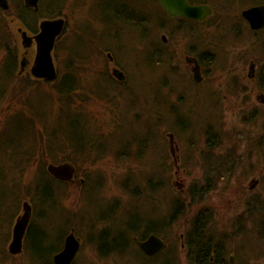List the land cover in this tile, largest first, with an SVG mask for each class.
<instances>
[{"label": "rangeland", "instance_id": "rangeland-1", "mask_svg": "<svg viewBox=\"0 0 264 264\" xmlns=\"http://www.w3.org/2000/svg\"><path fill=\"white\" fill-rule=\"evenodd\" d=\"M24 1L10 0L9 10L0 9V44L17 47V65L25 57L33 62L36 55V43L27 48L20 29L32 37L36 34L14 18V10H22L18 5L24 6ZM129 1L64 0L59 17L68 23L56 41L53 58L57 78L73 83L65 104L56 95L57 78L47 83L29 70L24 74L19 70L15 78L7 75L16 85L1 99L0 136L8 131L13 116L17 120L15 115L22 112L26 117L25 104L30 105L34 87L33 106L41 114L33 120L45 119L33 128L37 137L33 138L31 154L24 150L22 155H12L0 145V207L14 209L18 215L25 201L32 203L31 224L39 230L35 239L44 235L46 245L63 247L66 235L74 229L81 245L72 264L162 262L141 255L136 242L127 241L125 247L124 239L119 238L117 251L110 248V242L108 247L97 242L106 228L114 235L124 233L129 229L125 220L129 223L138 214L157 225L153 229L169 244L161 253L174 254L171 264H191L185 235L203 209L212 214L207 232L214 242L225 245L228 264L232 255L235 264H264V106L242 109L240 102L227 100L225 106L219 86L225 78L221 69L226 48L235 47L237 42L235 18L246 0L235 2L228 11L225 0H210L216 13L207 25L162 17L158 0L125 6ZM115 11H144V27L128 18L118 19ZM25 16L33 22L29 11ZM139 31H146V38L136 36ZM244 36L243 44L252 55L260 56L259 65H264V33ZM193 46L196 51L207 48L217 54L216 82L193 81L192 67L186 60ZM9 54L7 49L0 50V76ZM111 59L125 73V82L109 77ZM233 91L226 88L228 95ZM75 119V131L79 130L88 143L78 150L67 137L71 130L67 127ZM170 133L179 144V168L173 163ZM210 135L213 142H220L218 148L207 147ZM65 159L80 167L78 179L59 185L49 177L52 198L41 200L40 177L46 176L45 171L50 174L49 163ZM203 186L207 190L200 196ZM2 187L9 194L4 195ZM90 191L96 192L94 200L99 204L87 199L85 194ZM180 202L184 206L170 218L173 206ZM106 205L112 206V219L99 213ZM146 226L141 225L137 233L145 232ZM104 240L99 237L101 243ZM22 255V259L2 260L0 264H42L30 250Z\"/></svg>", "mask_w": 264, "mask_h": 264}, {"label": "flooded vegetation", "instance_id": "flooded-vegetation-1", "mask_svg": "<svg viewBox=\"0 0 264 264\" xmlns=\"http://www.w3.org/2000/svg\"><path fill=\"white\" fill-rule=\"evenodd\" d=\"M8 1L10 4V7H11V2H10V0H8ZM225 1L226 2L224 3L225 4L224 8L227 11L231 7L235 6L234 5L235 2L238 4L243 2V0H225ZM158 2L160 3V0H158ZM188 2L194 6H199V5L210 6L213 10V14L206 16L203 20L197 19V18H188L185 16L172 17L168 14V12L165 10V8L160 3V6L162 7V12H163L162 17L166 14L165 16L168 17L169 19H173V20H177V21H183V22L187 21V22L195 23L197 25H200V24L207 25L208 21L210 19H212L216 13L215 6L211 3L210 0H188ZM127 3L128 4H125V6H134L137 4L142 5L145 3V1L143 2V0H133V1L130 0ZM262 5H264V0H246V4L244 5V8L241 10V6H240V8H239L240 10L238 11L237 16L235 18L236 19V26H235L236 28L233 29V35L237 41L236 46L226 48V52L224 54L225 63L223 64V67L221 69L222 71L223 70L225 71L224 72L225 78L221 79L219 81L220 82L219 86L221 87L222 94H224L223 95L224 100L222 97V100H223L222 104H225V106H226L227 101L228 102L234 101L237 104H239V102H240L242 109H244V108H246V109H257L258 107L264 106V65H259V63H260L259 60H261V62H262V59H260L259 58L260 56H258V55H255V56L252 55V53L250 52L251 50L248 47H246L242 42V39L244 37H246L244 35H246V34L248 35L249 32L253 33L255 35L264 33V27L258 28V29L253 28L251 23L244 16V12L246 10L254 8L256 6H262ZM27 8L33 9L30 7H27ZM0 9L4 10L1 7H0ZM35 12H37V11H35ZM13 13H14V16H16L14 18L17 20H20L19 15H18V13H19L18 9H15ZM122 13H123L122 16H124L123 17L124 19L128 18V19L133 21L134 25L140 26V28L144 27V25H145L144 21H146V14L144 11H139V12H131V11L123 12L122 11ZM117 18L119 19L120 17L118 16ZM67 23L68 22L65 19V28L67 27ZM20 31L23 32L22 29H20ZM25 31H27V30H25ZM27 34H28V31H27ZM146 35H147L146 31L136 32V36H139L141 38H146ZM29 37L31 38L32 36H29ZM163 40L167 41L165 36H163ZM34 42L36 43V41L34 39L31 40L30 44L27 48L32 46L34 44ZM195 49H196V47L193 46L192 50L190 49V51L186 55V60L188 62V65H190L192 67L193 81L195 82V84H201L204 81L205 82L206 81L207 82L208 81L209 82H216L217 80L213 79L215 77V74H213V73H214V67H217V65H216L217 54L214 53L212 50L207 49V48L206 49L203 48L201 51H196ZM36 56H37V44H36V55H35L33 62H31L29 59H27L25 57L24 61L20 65L16 66L17 69L14 73V78H15L16 72L20 73L19 70L21 71V74H24V72H26L27 70L32 72L33 67L35 65ZM112 65H113V60H112ZM112 65H111V75L109 77H111V79L114 81H116L115 79H117V77H118L119 78V79H117L118 81L125 82L126 81L125 73L118 67V64L117 65L114 64L113 66ZM2 71H3V69H2ZM57 77H59L58 71H57ZM44 80L48 83L51 82V80H46V79H44ZM64 83L66 84L65 78L64 77L62 79L60 78V80L58 81V84L63 86ZM14 85H16V84H14ZM98 87H100V86H98ZM226 88L234 90L232 95H228L226 93ZM211 95H212V97H211ZM209 97L213 102L215 101L214 96L211 92H210ZM60 100L63 104H65L64 98L60 97ZM225 100H227V101H225ZM63 108L64 107H62V110H63ZM84 130H88V128H85ZM209 131H211V129H209ZM78 134H80V133L78 132ZM81 136H82V134H81ZM206 144H207V147L211 148V149L212 148H218L220 146L219 141L217 143L212 141L211 135L208 137ZM170 145H171L170 151H171V154L173 157V163H174L176 168H179L181 166L182 160H181L180 148L178 146L179 144H178V142L176 143V140H175V134H174V144H173L174 149H175V154L172 151L171 142H170ZM83 146L87 147L85 144ZM65 160H64V162L62 161L61 163H58V164L55 163L57 161H52L51 163L48 164V167L50 165H61V164L71 163L73 165V167L75 168V173L72 175L71 179H64V178L56 177L53 174H51L49 171L48 172L51 174V176L55 180H57L60 183L67 185L68 182H74L78 179L80 167L78 165H76L71 159H68V160L65 159ZM79 179L82 181L81 177ZM209 180L210 179L207 178L206 184H208L207 185L208 187L211 186V183ZM83 182H84V178H83L82 183ZM255 182H257V181L254 180V184H255ZM251 188H253L252 185H251ZM95 194H96L95 191H90V192L86 193L85 196L87 197V199H92L96 205L99 203L96 200H94V197H96ZM30 204L32 206V214H31V218H30V223H29L28 228L24 234L23 250H22L21 254H13L10 250V245H11L12 240H13L14 226H15V223L17 221V218L20 216L21 213H18V215H17L16 214L17 211H14V209H6V208L0 207V261L5 260L4 262H9V261L11 262L15 259L16 260L19 258L22 259V256H23L22 254H24L25 250H30L31 256L34 259L36 258L35 260L42 262V264H46V263L47 264H55V256L63 250L67 236L69 235V233L71 232L72 229L66 235L63 247H61V245H55V244L46 245L43 242V247H44L43 249L46 251V253L44 255L38 254L36 252V248L34 247L35 245H33V243L31 241H29L31 230L33 229L36 231V229L31 224L33 214H34V207H33L32 203H30ZM111 210H112V206L106 205V206H103L102 208L100 207L99 213L102 214V217L106 214L107 215L106 219H112L111 215H113V214L111 213ZM128 224L129 223H127L125 220L124 225L128 226ZM126 231L127 230L124 231V237L129 241L130 231H127V232ZM152 234H155V233H147L142 238L135 236L134 241H135V238H138L139 240H146ZM100 236L103 239L106 238L107 241L110 243L113 242L115 240V237H116V235H114V233L112 232L111 229L106 228V229L102 230V232L100 233L99 236H97V238H98L97 242L100 243V245H103L99 241ZM77 238L79 239L78 236H77ZM79 241L81 243L80 239H79ZM124 242H125V240H124ZM127 244H125V246ZM219 244H221V243H219ZM224 247H225V245L223 246V248ZM157 254H155V255H157ZM232 256L236 260V257L234 255H232ZM232 256H230V258ZM149 257H152V256H149ZM213 260H214V256L211 258V262H213Z\"/></svg>", "mask_w": 264, "mask_h": 264}, {"label": "trees", "instance_id": "trees-1", "mask_svg": "<svg viewBox=\"0 0 264 264\" xmlns=\"http://www.w3.org/2000/svg\"><path fill=\"white\" fill-rule=\"evenodd\" d=\"M63 2L64 0H42V7H40L38 12H35L33 9L27 8L25 5L22 6V4H19L18 7L21 5L20 8L23 11L19 10L18 8V11H19L18 15H19L20 20L26 26H29V28L36 34L39 31L38 20L42 18L53 19V18L59 17L61 15V9H63V6H64ZM25 11H29L31 13V16H33L34 20L32 23L25 16ZM115 12L117 13V16H119L120 18L124 17L122 16L123 14L122 11L120 13L117 11ZM1 49H7L8 53H10L9 54L10 56L7 59L8 63L3 66V71H2L3 74L2 76H0L1 77L0 78V103L2 102L1 99L2 98L4 99V97H6V95L11 91V89L15 87V85L12 83L13 80L8 79L7 75L9 77H14V73L17 69L16 67L17 64L15 61V57H16L15 54H16L17 47H12V48L9 46L3 47V45L0 44V50ZM71 86H73L72 81H67V80H66V84L64 83L63 86L62 85L57 86L55 91H56V95L58 96L59 100H60V97L67 99V96L69 95L68 93L71 92L70 91ZM35 91L36 89L34 87V89L31 90L30 105L27 102L25 104L27 111H28V112L26 111L25 113L26 117L24 116L22 112L15 115L17 116V120L13 116L11 118V123L10 122L8 123V129H7L8 131H4L2 135L0 136V145L4 147L6 146L5 152H9L12 155H19V153L20 155H22L25 152L24 150H26L29 154L33 152V148H34L33 138L37 137L36 129H33V128L36 127V123L37 124L42 123L43 122L42 119L43 120L45 119V117H43L41 118V120L40 119L38 120V118L33 120V117H39V115L41 114L39 108L36 105L33 106L32 97L34 96ZM23 120L26 121V123H23ZM32 120H33V123H31ZM76 125L78 126L77 120L75 119V121L71 123V126L67 127V128H71V130L68 129L69 135L67 137H69V142L71 141V144L74 145V147L78 150L80 148H83V145L85 143L86 144L88 143L82 139L83 137L81 136V133L78 134L79 130L75 131L78 128L76 127ZM25 135L27 136V138H24ZM44 173L46 174V176H42L40 177L41 179H39L38 197H40L41 200L48 201L50 198H52L51 197L52 183L50 179L55 184L59 183V185H61L63 183H60L57 180H55L46 171ZM14 190L15 189L13 188L12 193H14ZM206 190H207V187L203 186L200 192H198V194L200 193L199 195L201 196V194H203ZM192 192L194 195V190ZM5 193L9 194V191H7L6 187L3 188V194L5 195ZM183 206H184L183 202L175 204L173 206L172 212L170 213V218H175ZM187 208H188V205H187ZM211 219H212V214L210 212L208 213L204 211L203 209L202 211L198 212L192 219V222L190 224L191 227L189 231L187 232V234L185 235V246L188 250V259L191 264H228L227 259L225 257L224 248L218 242H214V239L211 236V234L209 235L207 232L208 226L211 223ZM261 222L264 223V216H262ZM144 224H147L146 229H145L146 231L140 235L137 233V229L141 225H144ZM156 226L157 225H153V223H151V220H147L146 217L140 214L136 216L135 220L131 218V221L129 222L127 226L129 228L128 230L130 231L129 244L132 243L133 245H136L134 241V237L137 236L139 238H142L147 233H155L163 238L160 231L153 229ZM36 231L33 229L31 230L29 241H31L33 245H35L34 247L36 248V252L38 254L44 255L46 253V251L43 249L44 248L43 247L44 235H41V237L37 236V239H35ZM119 238H121L120 240L122 239L125 240L124 245L128 243L127 242L128 240L124 237V233H122L121 236L116 235L115 240L110 243L111 246L113 247H110V248H113V250L117 251V249L121 247V245L118 244ZM101 244L103 245L107 244V246L106 245L104 246L108 247L109 242L105 238V240ZM139 252L144 257L147 256L140 248H139ZM173 256L174 254L168 255L164 251V253L160 252L157 255H154L152 257H149V256L147 257L150 259H154V260L159 259L160 261H162V262L156 261L157 263H154V264H171L170 261ZM213 256H214V260L213 262H211V258Z\"/></svg>", "mask_w": 264, "mask_h": 264}, {"label": "water", "instance_id": "water-1", "mask_svg": "<svg viewBox=\"0 0 264 264\" xmlns=\"http://www.w3.org/2000/svg\"><path fill=\"white\" fill-rule=\"evenodd\" d=\"M27 7L33 8L35 11L40 9V0H25ZM160 3L172 17L185 16L188 18L204 19L206 16L213 14L210 6L191 5L188 0H160ZM0 7L4 10L10 8L8 0H0ZM245 18L251 23L255 29L264 27V5L256 6L244 12ZM39 32L34 37H29L27 31L22 32L23 43L29 46L31 40H35L37 44V56L32 73L38 79L55 80L57 78V69L53 58V50L57 39L65 30V19L63 17L45 19L39 24ZM171 138L172 151L174 149V134H169ZM48 171L56 177L71 179L75 173V168L71 163L61 165H50ZM178 173V171H177ZM256 184V182H255ZM254 187V185H252ZM23 212L17 218L14 226L13 240L10 250L13 254H21L23 250L24 234L30 223L32 214V206L29 201L23 203ZM138 247L148 256H153L167 248L165 240L156 235H150L146 240L135 238ZM80 241L72 229L67 236L65 246L61 252L55 256V264H72L79 249ZM229 264H235L232 256Z\"/></svg>", "mask_w": 264, "mask_h": 264}, {"label": "bare ground", "instance_id": "bare-ground-1", "mask_svg": "<svg viewBox=\"0 0 264 264\" xmlns=\"http://www.w3.org/2000/svg\"><path fill=\"white\" fill-rule=\"evenodd\" d=\"M45 19H50V18H42V19L40 20V22H41L42 20H45ZM40 22H39V23H40Z\"/></svg>", "mask_w": 264, "mask_h": 264}]
</instances>
